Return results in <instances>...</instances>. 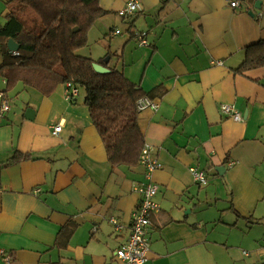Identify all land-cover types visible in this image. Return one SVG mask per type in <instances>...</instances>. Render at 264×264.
Listing matches in <instances>:
<instances>
[{"label":"crops","instance_id":"1","mask_svg":"<svg viewBox=\"0 0 264 264\" xmlns=\"http://www.w3.org/2000/svg\"><path fill=\"white\" fill-rule=\"evenodd\" d=\"M9 1L0 0V28ZM129 1L100 0L106 14L84 56L103 65L110 56L106 66L157 104L138 116L161 165L145 264H264V67L238 71L246 49L264 40V0H138L141 9L121 17ZM139 31L150 47L139 46ZM6 43L0 34V93L11 105L0 120V253L12 255L9 264H120L145 167L112 168L87 107L68 102L65 85L48 96L22 82L9 89ZM16 152L32 159L13 163ZM191 168L208 183L197 184Z\"/></svg>","mask_w":264,"mask_h":264},{"label":"trees","instance_id":"2","mask_svg":"<svg viewBox=\"0 0 264 264\" xmlns=\"http://www.w3.org/2000/svg\"><path fill=\"white\" fill-rule=\"evenodd\" d=\"M7 6V22L0 34L7 47L10 39L20 45L19 56L13 57L6 47L3 75L8 88L22 82L48 96L58 86L72 84L79 96L84 94L83 105L103 140L112 168L136 165L144 146L138 120V101L144 96L141 88L117 68L97 73L93 68L97 61L78 54L88 45L90 29L106 14L100 0H11ZM75 28L79 30L74 32ZM263 67L264 40L246 49L238 71ZM79 96L70 103L79 102ZM29 159L31 154L16 152L13 163Z\"/></svg>","mask_w":264,"mask_h":264},{"label":"built area","instance_id":"3","mask_svg":"<svg viewBox=\"0 0 264 264\" xmlns=\"http://www.w3.org/2000/svg\"><path fill=\"white\" fill-rule=\"evenodd\" d=\"M231 7H239V1L231 2ZM141 9V4L138 0H130L127 5L119 12V15L124 18H128L135 12ZM120 31L117 30L116 34ZM139 46L150 47L151 43L148 40V32L139 31L135 35ZM13 56H19L18 51L12 52ZM217 65H221L222 62L214 61ZM65 99L71 102L74 98L79 96L78 89L72 84L65 85ZM0 99L2 104L0 105V120L5 118L6 114L11 110V105L8 100L5 99V95L0 93ZM146 108H157L155 102L147 100V98H141L138 101V110L143 111ZM220 110L227 116L231 117L236 122H243V115L231 104H223L220 106ZM62 124L60 123L54 128V132L61 131ZM140 164L146 169L145 179L146 182L136 187L137 191L141 194V201L137 209L133 214V221L131 222V234L128 240L116 250V259L120 264H145L149 257L148 254L151 248V242L148 237V229L152 225V217L154 214L160 211L159 204L156 201V196L159 192V185L153 181V173L161 167L158 162L157 156L153 152V149L144 145L141 155ZM194 180L197 184L203 186L208 183V177L204 171L198 168H191ZM110 222L116 230H121L124 226L116 218H111ZM245 254H248L245 252ZM0 260L9 264L12 260V255L6 252L0 253Z\"/></svg>","mask_w":264,"mask_h":264},{"label":"water","instance_id":"4","mask_svg":"<svg viewBox=\"0 0 264 264\" xmlns=\"http://www.w3.org/2000/svg\"><path fill=\"white\" fill-rule=\"evenodd\" d=\"M79 28H75L73 31L76 32L78 31ZM8 47L9 49L12 51V52H17L20 50V45L15 42L14 39H10L9 40V43H8ZM110 62V56H107L106 59L104 60V64H99L97 62H95L93 64V68L94 70L97 72V73H101V74H106V73H110L111 72V69L108 68L106 65H108Z\"/></svg>","mask_w":264,"mask_h":264},{"label":"rangeland","instance_id":"5","mask_svg":"<svg viewBox=\"0 0 264 264\" xmlns=\"http://www.w3.org/2000/svg\"><path fill=\"white\" fill-rule=\"evenodd\" d=\"M90 43V42H89ZM90 48H92V45H91V43H90V45H88V46H86L84 49H83V51H80L78 54L79 55H88L89 54V49ZM15 97V96H14ZM83 98H84V94L83 93H81V95L79 96V100H80V104L82 103V101H83ZM12 99H14V98H12ZM12 103V102H11ZM14 104V103H13ZM13 104H12V106H13ZM14 106H16V107H18L19 106V102L17 101V100H15V104H14ZM227 116V115H226ZM227 117H229V116H227ZM230 119H232L231 117H229ZM140 160V159H139ZM140 163V162H139ZM139 205V204H138ZM138 207V206H137ZM137 209V208H136ZM134 214V213H133ZM133 221V219L131 220V222ZM130 222V223H131ZM128 240V239H127ZM150 252H151V248H150ZM149 252V253H150ZM148 257H149V254H148Z\"/></svg>","mask_w":264,"mask_h":264}]
</instances>
